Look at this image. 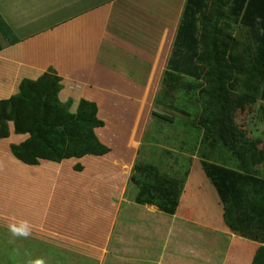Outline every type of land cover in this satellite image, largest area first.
Listing matches in <instances>:
<instances>
[{
	"label": "crops",
	"instance_id": "0c3cea01",
	"mask_svg": "<svg viewBox=\"0 0 264 264\" xmlns=\"http://www.w3.org/2000/svg\"><path fill=\"white\" fill-rule=\"evenodd\" d=\"M186 1L0 0L17 38L0 36V100L53 70L72 112L81 99L98 105L96 134L110 147L28 164L10 147L28 135L11 124L0 139V264H111L121 254L126 264H252L264 225L245 214L264 187L148 131L156 105L171 106L159 98L166 89L201 82L169 66ZM227 194L242 233L224 220Z\"/></svg>",
	"mask_w": 264,
	"mask_h": 264
},
{
	"label": "trees",
	"instance_id": "16d2710c",
	"mask_svg": "<svg viewBox=\"0 0 264 264\" xmlns=\"http://www.w3.org/2000/svg\"><path fill=\"white\" fill-rule=\"evenodd\" d=\"M238 22L249 28L256 43L254 63L250 67L238 51V39L230 31ZM9 30L0 14V36L14 43L17 38H10ZM169 66L201 78L203 84L198 96L202 110L196 124L203 129L205 139H219L235 162L229 164L200 155L238 169L264 187L259 167L264 163L262 141L249 137L236 120L239 110L254 104L258 98L264 101V0H187ZM249 68L252 73L244 83L251 90L238 94L235 87L239 76L250 71ZM166 77L164 82L168 80ZM61 87V77L49 70L38 79L22 80L16 94L0 100V139L10 136L11 124L15 133L28 135L10 146L13 155L21 161L60 162L110 151L96 134V128L104 125L98 116V105L81 99L77 110L72 112V101L59 99ZM245 218L248 221L260 218L264 225V200L255 199ZM224 220L234 232H243L244 219L231 194L225 199ZM252 264H264V245L256 250Z\"/></svg>",
	"mask_w": 264,
	"mask_h": 264
},
{
	"label": "rangeland",
	"instance_id": "374dc122",
	"mask_svg": "<svg viewBox=\"0 0 264 264\" xmlns=\"http://www.w3.org/2000/svg\"><path fill=\"white\" fill-rule=\"evenodd\" d=\"M230 31L238 39V51L244 55L246 64H250V67L252 65L251 63H254L253 58L256 50V43L252 32L248 27L239 22ZM250 72L251 70L239 76L237 86L235 87L236 93L240 94L251 90L244 83V80ZM201 84L203 82H200L198 79L184 77L178 83H175L172 90L166 89V96H160L159 98L170 102L171 106L161 107L164 105H156L157 109L153 111L152 123L148 128L149 134L153 139L167 142V144L176 148L191 152L195 151L199 154L202 153L229 164L234 163V156L227 150L223 143L219 139H205L203 129L196 124L202 110L198 96L199 88L202 86ZM156 116L161 118L157 120L159 121L157 125H154L153 121L156 120ZM236 120L248 132L249 137L261 139L262 143L260 146H264L263 100L258 98L254 104L246 106L243 110H239L236 113ZM259 167L261 170L260 176L264 177V163ZM126 229L124 228V230L133 233L135 231L139 232V229H135L134 227ZM120 243L122 244V241ZM131 247H134V244ZM129 259L122 257V254L113 255L110 263H134L133 260Z\"/></svg>",
	"mask_w": 264,
	"mask_h": 264
}]
</instances>
